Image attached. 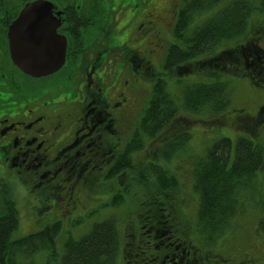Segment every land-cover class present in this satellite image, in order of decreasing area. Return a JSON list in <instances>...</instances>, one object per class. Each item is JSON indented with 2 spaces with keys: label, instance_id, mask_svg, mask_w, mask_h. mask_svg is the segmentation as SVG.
I'll return each mask as SVG.
<instances>
[{
  "label": "flooded vegetation",
  "instance_id": "af4514ba",
  "mask_svg": "<svg viewBox=\"0 0 264 264\" xmlns=\"http://www.w3.org/2000/svg\"><path fill=\"white\" fill-rule=\"evenodd\" d=\"M159 1L0 0V174L7 170L9 179L25 186L31 195L46 199L56 192L74 204V192L92 179L90 170L99 169V179L114 195L123 196L131 181H137L132 171L118 165L127 156L130 164L137 161L136 168L142 169L150 156V150L140 159L125 151L126 141L132 140L136 129L135 93L147 61L130 53L122 55V63L127 60L130 67L114 64L111 60L116 56L104 49L111 45L97 33L120 34L113 41L119 45H146L147 36L157 35L176 20L178 4L168 0L161 10ZM35 2L44 11L40 7L36 11L34 29L55 31L65 39L56 44L66 48L61 70L40 79L25 75L12 64L7 39L11 26ZM90 48L96 50L86 54ZM149 146L151 155L157 157ZM150 164L160 167L154 161ZM160 170L162 173L163 168L154 173L152 169L146 178L157 188ZM168 196L165 189L154 192L137 214L127 217L149 225L148 233L154 230L160 240L155 249H161L162 255L152 264H207L190 256L184 247L180 251L171 231L154 225L162 222L163 213L167 215Z\"/></svg>",
  "mask_w": 264,
  "mask_h": 264
},
{
  "label": "trees",
  "instance_id": "16d2710c",
  "mask_svg": "<svg viewBox=\"0 0 264 264\" xmlns=\"http://www.w3.org/2000/svg\"><path fill=\"white\" fill-rule=\"evenodd\" d=\"M189 1L193 3L188 4L189 7L185 10V23H179L176 31L180 45L169 48L163 67L169 76L176 79H188L200 73L204 74L205 79H212L209 83L187 86L183 92L182 105L188 112H206L212 117H217L228 108L231 101V87L226 75H238L237 73H241V70L250 64L255 67L251 80L257 86H264V57L257 54L245 58L247 55L243 54V50L251 46L246 41L234 49L217 53L215 57L210 56L200 61L195 59L223 41L245 36L250 16L256 11V7L252 5L251 0H232L213 18L207 19L187 34L186 28H182L188 24L191 16L200 12L204 0ZM217 1L213 0L211 5ZM175 118L174 97L166 91L164 82L157 80L138 129L146 136L153 137L161 130L169 128L171 133L164 138L166 141L168 138L175 141L180 138L185 140L184 134L190 122L183 120L184 122L173 124ZM262 124L264 116L253 122H245L240 129L247 131L254 139L257 138L256 127ZM231 151L232 144L229 140L218 141L208 151L206 162L197 165L194 172V189L199 194L198 222L202 231L219 229L234 216L239 191L230 187L226 189L224 185L228 184V181L243 183L246 179H252L260 166V157L264 159V149L248 140L237 141L234 146L235 158L230 164ZM1 198L5 209L4 214H0V264H20L41 250L53 249L59 230L58 224L12 241L11 235L17 228L18 211L4 190ZM117 247L118 235L114 222L102 221L95 224L88 235L80 240L65 242L60 264H114ZM131 247L124 250V264H135L137 260H141L134 255ZM52 252L53 257H57L54 250Z\"/></svg>",
  "mask_w": 264,
  "mask_h": 264
},
{
  "label": "rangeland",
  "instance_id": "374dc122",
  "mask_svg": "<svg viewBox=\"0 0 264 264\" xmlns=\"http://www.w3.org/2000/svg\"><path fill=\"white\" fill-rule=\"evenodd\" d=\"M227 1V0H226ZM255 5H258L260 0H254L253 1ZM222 5H218L217 8L220 9ZM209 15V14H208ZM256 16V15H255ZM257 20H264L263 15L257 14ZM171 41V39H169ZM261 47H264V42L260 44ZM160 51V49H159ZM157 56H161V53L158 52ZM161 57L155 59L153 61L154 65H152V70L155 74H160V76L165 80L167 90L169 89H179V92H171L175 94V100L179 106V109H181V93L183 89L187 86L192 84L193 77L190 79L183 81L181 83L176 82L174 79L169 77L166 72L162 70V67L160 65ZM158 65V67H156ZM228 79L231 81V87L234 90L233 98L231 97V104L229 108L226 110V112L221 116V118H227V117H236V111L231 108V106L240 107L241 105L246 104V110L249 114L254 113L256 111V108L258 105H260L264 101V87H258L253 84L251 79L245 78V77H238V76H228ZM211 79H203L202 82L209 83ZM150 83V81H148ZM151 90V89H150ZM150 90H149V96H150ZM137 93L140 94L141 104L143 103L145 97L144 87L142 89L138 88L136 90ZM260 107V106H259ZM258 107V108H259ZM142 109V107H141ZM204 115L196 116L197 118H203ZM224 123L230 125L232 120L231 118H227L223 120ZM202 126V129L209 133L212 140L219 139L221 137L229 138L227 134L230 135L232 138V135L235 134L236 136L244 135V133L238 132L236 127L233 126H212L208 123L201 125L197 124L196 127ZM264 125L259 126L257 129L258 134V142L264 145ZM262 132V133H261ZM188 134H191V129L188 131ZM262 135V136H261ZM245 136V135H244ZM263 137V139H262ZM230 139V138H229ZM233 141V139H232ZM189 140L186 142L188 145ZM186 144L184 146H186ZM200 143H198L199 146ZM193 143H190L189 146H192ZM192 151H197V148L193 149ZM182 153V151H180ZM200 158V157H198ZM191 159H196V157H193ZM179 163L182 161L180 157H177L176 159ZM134 167V174L137 177L139 175V172L136 171V167L139 166V163L132 164ZM129 171V169L127 170ZM6 172H8L6 170ZM183 172V171H181ZM185 172V171H184ZM124 173V172H122ZM186 179L185 184L186 188L180 189V187L176 188V192L172 190H168V198L167 201L170 203V206H173L175 204L174 200L181 205L184 206L185 216L182 217V219L185 221V226L180 227L178 226L174 231L176 232V235L181 237L182 240H188V238L192 239L193 243L199 246V243L197 240L202 241L204 253L207 255H212L215 262L219 259L218 254H221L225 258H231L233 260H236V262L242 261V259L245 257V253L247 251V248L252 244V248L254 249V254L260 258V256L264 260V235L259 238L258 234L254 233V229L256 228L257 231L261 232L260 225L258 224V221L264 220V184L263 182L259 183V188L256 190L251 188H246L244 190L245 193H242V195L246 196L248 200H245L244 203H242L241 209L238 211L235 219V226L232 224V221L229 222L227 225L224 224L220 226L219 229H215L214 231L209 230H201V228L197 227V221H198V204L196 201L198 200L197 194H195L193 189V186L190 179L188 177V174L186 172ZM0 184L3 186L9 187V189L12 191L14 188V191L16 194L20 195L21 197L17 196V200L14 198V196H11V201L13 204L17 203L18 207L21 206L23 209V215L24 219L21 221V213H20V222L18 224V228L16 231L13 232V238H21L22 236H25L23 231L27 229V222H30V224L34 225V221H32L30 218L33 213H38L39 211V205H41L39 202L29 198L28 190L25 186L19 184L17 181L9 179L6 175L0 174ZM121 185H124L121 183ZM149 188V186H147ZM146 188V189H147ZM99 189V183L96 182L92 185L90 189H87L88 197L87 201L90 203L91 206L82 209L80 213H76L75 210L81 206H78V204H82L83 206H87L86 200L84 197L81 196V194H75L74 196V202L77 204V209L72 208V204L70 206H67L65 202L61 201L58 206L54 209V214L61 216L62 215H68L70 214V209L74 210L72 211L73 215L71 214L69 217H62L60 219V227H59V234L56 237L54 241V252L57 254V260L56 257H53V249L50 250H43L38 253H36L32 258L24 259L23 262L20 264H50L52 262L53 264H60L59 257L61 256L63 252V245L64 243L69 240H79L83 236L87 235L94 224L99 223L103 221L104 219H113L116 224L118 237H119V247L116 254V258L114 260V264H123V258L122 253L125 247H130V244L133 241L132 237H129L127 235H131L130 229H133V219L132 222L130 220L124 219L129 216L130 209L133 211V213H136L138 211V208L140 207V200L141 196L143 195V192L136 190L135 192L131 189V187L128 189V191H125L123 194L125 197L121 198V193L116 192L113 198H108V202L112 204L113 206H117L119 208L112 209L111 214L108 213L107 207L105 206L104 200H101L98 198L97 190ZM106 191H102L101 193H105ZM260 195V201L254 200L257 196ZM175 197V199H174ZM132 199V200H131ZM124 202H121V201ZM121 202V205L119 203ZM127 205V208H125L123 205ZM241 205H238L239 207ZM69 208L68 211L66 209ZM261 208L262 213L259 211ZM20 210V208H19ZM108 213V214H107ZM107 214V215H106ZM189 221V224L186 222ZM54 223L51 221L50 216H46V213H43L40 217L37 223L35 224L36 229L34 231H39L49 225ZM136 225V224H135ZM140 226H142L140 224ZM138 227V226H136ZM135 227V228H136ZM222 228V229H221ZM190 229L194 230V235L191 234L188 235V231ZM214 233L213 236H209L207 233ZM143 236V242L140 244V247L145 251V249H148L150 245L146 246V242L150 239L149 235L147 234L146 230H143L141 232ZM228 245L230 250H228ZM149 258V260L153 259ZM50 261V262H49ZM138 264H145L142 260L138 262ZM150 264V263H149ZM256 264V263H254Z\"/></svg>",
  "mask_w": 264,
  "mask_h": 264
},
{
  "label": "water",
  "instance_id": "95a60500",
  "mask_svg": "<svg viewBox=\"0 0 264 264\" xmlns=\"http://www.w3.org/2000/svg\"><path fill=\"white\" fill-rule=\"evenodd\" d=\"M12 30L9 32L10 54L20 69L42 75L56 71L61 66L64 49L52 46L39 32L21 31L16 27Z\"/></svg>",
  "mask_w": 264,
  "mask_h": 264
}]
</instances>
